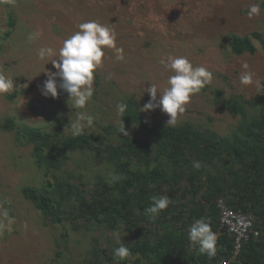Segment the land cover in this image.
<instances>
[{
    "label": "rangeland",
    "instance_id": "obj_1",
    "mask_svg": "<svg viewBox=\"0 0 264 264\" xmlns=\"http://www.w3.org/2000/svg\"><path fill=\"white\" fill-rule=\"evenodd\" d=\"M260 0H0V71L12 77L14 90L0 95V205L15 222L0 231V264H92L96 246L108 254L118 245L114 233L126 244L129 232L121 225L108 229L103 225H73L67 214L61 221H46L32 202L22 195L24 186L43 185L45 180L74 183L81 192L92 187L97 175L111 176L112 167L97 149L69 151V159L57 171L45 175L35 165L32 146L18 132L21 126L39 127L61 134L71 133V123L80 112L94 116V124L85 133L101 143H116L120 136L107 127L120 128L122 117L117 104L136 100L143 116L140 124L124 123L129 137L147 138L158 122L166 123L167 113L159 107L141 111L150 99V84L162 93L171 73L160 63L171 56H187L194 66H206L213 72L210 84L194 95L177 123H190L230 135L240 120L216 100L217 91L224 99L243 97L251 100L263 93L255 84L243 85L242 63L247 62L254 79L264 84V48L250 37L253 53L235 54L230 36H250L257 31L264 39V14L246 16L247 6ZM264 11V4H261ZM8 12L15 24L6 37ZM96 20L115 30L117 47L105 48L106 59L95 73L94 94L85 108L74 107L69 94L58 88L53 99L41 95L39 87L53 68L52 56L41 60L38 50L51 47L58 56L62 42L77 31V25ZM40 32L29 41L28 33ZM54 59H56L54 57ZM111 79H106V77ZM59 82V77H57ZM28 88V89H27ZM159 95V94H158ZM247 114H259V107L246 105ZM259 112V113H258ZM13 121L14 127H2ZM12 125V123H10ZM87 190V191H86ZM8 205V206H7ZM0 222L7 224L2 216ZM99 255H102L100 252ZM101 264H116L105 262ZM125 264H132V260ZM137 264H145L143 261Z\"/></svg>",
    "mask_w": 264,
    "mask_h": 264
},
{
    "label": "trees",
    "instance_id": "obj_2",
    "mask_svg": "<svg viewBox=\"0 0 264 264\" xmlns=\"http://www.w3.org/2000/svg\"><path fill=\"white\" fill-rule=\"evenodd\" d=\"M7 14L6 37L15 24L12 14ZM250 37L264 48L261 33L253 31L250 36L231 35L232 52L253 53ZM220 95L217 91L216 100L223 108L241 117L230 135L190 123L169 126L158 122L147 138L124 136L120 128L107 127L120 138L116 143H101L85 132L74 137L71 133L21 126L18 132L31 144L33 161L44 168L45 175L60 169L69 159V151L97 149V142L101 156L112 167L111 176L97 175L87 192L67 180L51 184L47 179L40 187L24 186L22 195L50 223L60 222L59 214L65 213L74 226L78 222L112 230L125 226L130 235L126 246L132 256L117 261L112 253L93 246L92 264H101L102 260L116 264L129 260L132 264H221L222 260H229V264H264V92L251 100L240 96L224 99ZM126 104L123 122L140 124L143 116L138 102L128 99ZM246 105L259 107L260 113L248 115ZM8 126L13 128V121L2 124L3 128ZM193 161H200L201 168L195 169ZM113 175L121 178L109 182ZM153 195L171 199L155 219L144 211ZM218 198L252 220L249 238L235 255L233 237L219 225ZM201 217L210 219L218 237L217 254L211 259L199 254L188 240L189 225Z\"/></svg>",
    "mask_w": 264,
    "mask_h": 264
},
{
    "label": "clouds",
    "instance_id": "obj_3",
    "mask_svg": "<svg viewBox=\"0 0 264 264\" xmlns=\"http://www.w3.org/2000/svg\"><path fill=\"white\" fill-rule=\"evenodd\" d=\"M261 4L251 3L247 6L246 16L249 20L253 17H260L264 14ZM77 31L63 40L59 48L58 56L55 55L53 48L42 47L38 50V58L43 60L52 56L51 63L56 71H48L47 79L39 87L40 93L45 98L55 99L58 96V88L67 92L74 101V107L83 109L91 101L94 94V81L96 71L103 66L106 59L105 48L114 49L117 59H123V49L117 47V34L114 29L101 24L96 20H88L77 25ZM40 32L32 31L28 33L27 39L34 41L39 39ZM54 57L56 59H54ZM172 75L167 79V87L161 93L156 85L150 84L147 92L150 99L143 105L141 111L153 110L157 107L162 112L167 113L169 119L167 124L175 126L179 116L186 112V105L191 102L194 95H197L211 83L213 72L206 66H194L187 56H171L160 61ZM244 71L240 75V82L243 85L255 84L258 90H264V84L260 79H254L256 73L250 70L247 62L242 63ZM59 77V82L57 81ZM111 79V77H106ZM12 77L0 71V95L9 94L14 90ZM159 94V95H158ZM127 104L119 102L117 113L120 117L124 116ZM96 118L92 115L80 112L76 119L71 123V134L74 137L84 134L86 128H91ZM120 133L128 136L125 126L121 120ZM195 169H200V161H193ZM121 177L113 175L109 182H115ZM151 203L145 208V214L155 219L160 212L168 208L171 199L168 195H153L150 197ZM0 216L7 220V224L0 222V231L6 229L15 222L14 218L8 216V210L0 205ZM188 240L193 247L197 248L199 254L205 255L209 259L217 254L216 233L212 230L209 218L201 217L196 219L188 227ZM118 247L112 250L113 257L117 261H124L132 256L129 247L121 240L118 233H114Z\"/></svg>",
    "mask_w": 264,
    "mask_h": 264
},
{
    "label": "built area",
    "instance_id": "obj_4",
    "mask_svg": "<svg viewBox=\"0 0 264 264\" xmlns=\"http://www.w3.org/2000/svg\"><path fill=\"white\" fill-rule=\"evenodd\" d=\"M219 212V225L233 237V254L240 251L242 242L249 238L251 217L247 214L230 209L222 198L216 200ZM257 231H253L257 235ZM221 264H229V260H222Z\"/></svg>",
    "mask_w": 264,
    "mask_h": 264
}]
</instances>
